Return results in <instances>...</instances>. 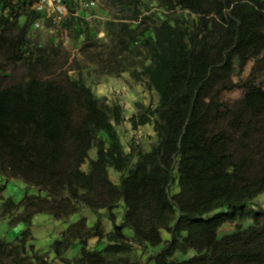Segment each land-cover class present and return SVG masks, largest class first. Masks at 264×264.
<instances>
[{
	"label": "trees",
	"instance_id": "obj_1",
	"mask_svg": "<svg viewBox=\"0 0 264 264\" xmlns=\"http://www.w3.org/2000/svg\"><path fill=\"white\" fill-rule=\"evenodd\" d=\"M164 3L195 14L198 21L189 30L162 20L154 35L142 41L150 64L133 76H146L160 99L155 109L131 121L136 127L154 117L157 141L149 152H139L133 166L134 152L124 151L116 129L124 120L122 107L97 98L82 77L50 72V55L34 56L23 49L24 40L8 36L23 11L39 15L25 1L2 0L0 57L24 61L28 71L22 81L6 86L8 76L0 73V174L23 180L39 194H27L18 203L5 200L9 213L23 208L18 220L29 228L12 241L0 237V264H51L32 243L33 217L46 212L65 220L81 205L98 219L89 227L81 217L54 241V252L65 264L71 261L62 254L76 241L81 249L73 264H139L108 256L132 251L134 243H164L149 257L157 264H264V211L255 214L244 240L222 250L207 233L208 225L241 216L250 201L264 194V81L239 85L232 78L236 65L243 69L264 54V0ZM145 32L132 31L129 42L138 43ZM238 87L243 89L240 99L223 98ZM93 147L97 159L86 172L82 166ZM110 168L125 173L120 184L110 179ZM175 184L179 190L173 193ZM121 202L125 213L117 223L112 210ZM102 209L111 211L114 224L106 235ZM126 227L133 230V239L124 233ZM162 229L169 240L163 239ZM93 236H107L108 242L91 250ZM190 249L194 256L173 258Z\"/></svg>",
	"mask_w": 264,
	"mask_h": 264
},
{
	"label": "rangeland",
	"instance_id": "obj_2",
	"mask_svg": "<svg viewBox=\"0 0 264 264\" xmlns=\"http://www.w3.org/2000/svg\"><path fill=\"white\" fill-rule=\"evenodd\" d=\"M97 1V7L90 11V14L95 17L81 25L70 21L65 25H59L47 20H43L37 25L38 18H33L29 11H23L18 16L17 26L8 36L24 40L23 49H29L35 53L34 56L43 52L50 55V72L67 71L74 79L82 77L86 84L92 88L97 98L110 105H120L124 117V120L116 125L120 141L124 151L129 152L132 149L136 153L135 158L137 156L139 158V152L151 148L156 143L157 135L151 122L134 130L131 127V117L145 113L147 108L155 109L160 99L157 91L148 84L146 76L142 75L140 78L133 76V71L142 72L144 67L150 64L147 49L142 41L154 35L155 28L162 20L168 19L173 24H179L182 28L194 30L198 17L182 8H172V6L165 4L164 0ZM0 15H3L2 0H0ZM29 19H31V23L27 31L24 32L23 27ZM145 29V36L140 37L138 43L131 44L129 42L127 35H131L132 31L134 34H138ZM0 62L4 66L3 70L0 71L1 75L8 76L4 82L5 86L22 81L28 71V64H25L24 61L7 62L3 57H0ZM232 78L239 85L251 80L257 83L264 81V54L257 59H250L243 69L236 65ZM242 96L243 89L241 87L225 91L223 94V98L231 102L240 99ZM124 174L121 172L120 181ZM111 179H117L114 173L111 175ZM15 191L21 197V191ZM172 191L173 193L178 191L176 184ZM5 200H0V237L12 241L15 239L13 237L14 232L19 228L18 223L21 221L18 220V216L22 214L23 208L20 207L9 213ZM121 203L118 207H123V209L119 208L118 214L123 218L125 203L124 206ZM261 211H264V197L250 201L241 211V216L245 215L254 219L255 214ZM88 212L90 210L81 205L76 214L71 215L63 222L66 223L65 226L68 225L69 227L71 223L76 222L81 217L88 220L86 216ZM37 214L49 213L39 212ZM44 227V225L39 224L38 232L40 235H45ZM61 233H59L58 238L61 237ZM55 238L56 235L50 232V239L46 241L50 248L45 251L41 249L38 252L46 255L51 260V264L56 262V259L65 264L54 254ZM91 238L88 240V245H90L88 248L91 250L102 249L108 242L106 236L101 241V245L97 247V241ZM238 240L237 235L230 236L224 239L221 246L230 245ZM134 246V250L130 252L109 254L108 256L110 259L128 258L137 261L139 264H149V262L157 264L155 260H149V257L160 252L163 246L149 248V246H142L138 243H134ZM177 254L181 255V252H177ZM79 255L80 251L73 258H68L71 264ZM179 258L180 256H176V259Z\"/></svg>",
	"mask_w": 264,
	"mask_h": 264
},
{
	"label": "crops",
	"instance_id": "obj_3",
	"mask_svg": "<svg viewBox=\"0 0 264 264\" xmlns=\"http://www.w3.org/2000/svg\"><path fill=\"white\" fill-rule=\"evenodd\" d=\"M136 114V113H134ZM134 116H132L131 118H133ZM152 121L151 123H153V130L154 129V125H155V118L151 117ZM150 123V122H149ZM147 123V124H149ZM146 125V124H145ZM144 125H138L136 127L133 126V123L131 121V127L134 128V130L143 127ZM156 132V131H155ZM151 150V148L149 149H145L143 152H149ZM131 151L134 152V156H133V166L135 165L136 161L138 160V156L137 158H135L136 153L134 150L131 149ZM129 151V152H131ZM126 153H129L127 151H125ZM97 159V147H93L89 150V158L87 159V161L83 164L82 169L86 172L90 171L91 165H90V161L91 160H95ZM112 170V171H111ZM115 174V177L117 179L112 180L111 179V175ZM109 174L110 175V179L115 183V184H120V174L121 172L116 171L115 169H109ZM16 187V188H15ZM178 187V186H177ZM0 188H3V190L0 191V200H4L7 199L9 197L13 198V200L15 202H20L21 200L24 199V197L27 194H39V191L37 188L35 187H31L29 185H27L23 180L21 179H17V178H9L7 179L5 176L0 174ZM23 189V190H22ZM15 190H20L21 191V197H19L17 195V192ZM179 190V188H178ZM258 197H264V194H261ZM256 199V198H255ZM121 205L124 206V203H121ZM123 207H115L112 212L117 214V223H121L122 222V216H119L118 214V209ZM100 214H101V218H102V225H101V230L102 233L104 235L111 233L114 231V224L110 218L111 215V211L108 209H102L100 210ZM88 220H87V224L89 227L94 226L95 222L98 219V216L95 212H88L87 215ZM253 222L254 219L252 217H248V216H237L235 219H230V220H226L223 222H220L218 224H210L207 226V233L208 235L212 238V240H214V242L216 243L218 250H222L224 247L228 246H221V244L223 243L224 239L230 237V236H235L237 235L239 237L238 241H242L246 238V236L252 231L253 228ZM19 228L16 232H14L15 234L13 235L14 238H16L17 236H20L25 230H27L29 228V226L26 223H22L19 222ZM39 224L44 225V229L46 230L45 235H40L38 230H39ZM56 226H55V225ZM66 223L63 222V220H57L53 217V215L51 214H36L33 219H32V225H31V230L32 233L35 237V240L33 242V244L35 245V249L38 250H47L48 248H50V245L46 244L47 239H50V232L53 235H56V239H58V237L60 236L59 233L65 231L68 228V225L65 226ZM17 225V224H16ZM50 228V229H49ZM11 233H12V227H11ZM10 233V234H11ZM124 233L130 237L131 239H133L134 234H133V230L126 227L124 228ZM218 233V235L216 234ZM161 235L163 237V239L165 241L170 239V234L167 230L162 229L161 230ZM106 238V236H104L101 240H99L98 236H93L91 239H94L95 241H97L96 246L98 247L99 245H101V241L104 240ZM54 240V241H55ZM237 241V242H238ZM158 246H165V244H161ZM88 247H90V245H88ZM150 247H157V246H149ZM148 248V249H149ZM81 249V244L76 241L72 246H70V248H68L63 254V257L66 258H73V256L77 255L79 253ZM55 254V252H54ZM196 254V251L194 249H190L187 251V253H182L181 255H178L177 253L175 254V256L173 258L176 259V256H180L179 260H183V259H188L192 256H194ZM56 256V254H55ZM153 261V260H151ZM59 262V263H58ZM52 264H62L58 259H56V262H53ZM149 264H151V262H149Z\"/></svg>",
	"mask_w": 264,
	"mask_h": 264
},
{
	"label": "built area",
	"instance_id": "obj_4",
	"mask_svg": "<svg viewBox=\"0 0 264 264\" xmlns=\"http://www.w3.org/2000/svg\"><path fill=\"white\" fill-rule=\"evenodd\" d=\"M19 0H13L17 3ZM27 3L29 10L39 15L36 24L47 20L53 24L65 25L67 22L84 24L94 18L90 11L97 7V0H22Z\"/></svg>",
	"mask_w": 264,
	"mask_h": 264
}]
</instances>
